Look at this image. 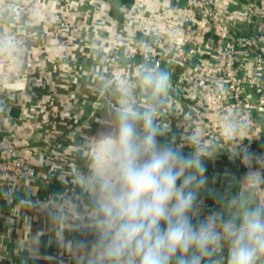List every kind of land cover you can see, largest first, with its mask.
<instances>
[{
  "label": "built area",
  "instance_id": "built-area-1",
  "mask_svg": "<svg viewBox=\"0 0 264 264\" xmlns=\"http://www.w3.org/2000/svg\"><path fill=\"white\" fill-rule=\"evenodd\" d=\"M104 1L9 0L4 3L0 0V89L5 91V98H9L7 106H0V117L8 119L6 125L0 122V202L12 203L17 193L22 196L15 203L18 207L22 204L41 206L76 217L82 216L88 208L64 174L68 151L77 142L75 132L70 133V128L65 134L55 133L53 122L48 120L63 118L64 112L54 105L55 100L61 103L62 97L57 93L61 84L45 75H61L59 82L65 81L63 87L69 99L77 98L76 89L71 90L77 82L85 83L83 87L91 90L112 81L110 78L104 81V76L113 77V83L120 85L123 105H131L141 112L152 109L155 119L165 114L169 118L168 126L174 124L182 133H187L184 120L200 115V111L195 103H188L184 95L199 101L201 94L198 85L187 80L185 72L190 65L193 73L199 74L205 60L219 66L222 85L218 94L229 103L228 119L245 133L244 142L238 144L242 156V150H247L254 157H260L250 162L257 176L262 178L257 186L264 192V132L255 114L257 108L264 113L263 20L254 33L240 34L214 0H172V9L162 17L164 25L171 26V14L181 9L193 13L198 23L183 27L177 37L161 31L140 35L136 27L148 17L145 3L114 1L113 8L122 15L118 23L110 15L109 7L102 5ZM158 9L163 13L160 11L163 5ZM226 9L244 15L246 22L252 24L256 16L264 17V0L247 3L226 0ZM8 10L11 12L6 14ZM21 13L36 19L41 29L37 32L29 27ZM39 31L47 32L40 47L27 46L26 40L36 39ZM112 44L114 47L108 48ZM65 45L68 46L65 48ZM11 46L21 50L10 52ZM40 48L44 54H37ZM178 53L184 55L180 63L171 59ZM147 71L163 72L167 78H174L173 82L168 81L172 87L164 96V104L158 108L150 98V89L142 82ZM184 81L188 82L186 88L182 86ZM21 95L27 96V105L18 104L27 114L31 133L16 136L18 128L12 122L8 103L17 102ZM88 107L89 110L82 108L85 118L92 114V106ZM93 107H102V104H93ZM205 108L211 112L208 105ZM40 112L43 120L38 123ZM82 115L73 112L72 117L82 119ZM55 184L58 190H52ZM44 187L50 190L41 193ZM18 207L0 212V238H5L18 226ZM14 256L18 255L11 254L0 241V264H15ZM214 257L210 255L207 264H219L211 259ZM261 257L264 261V256Z\"/></svg>",
  "mask_w": 264,
  "mask_h": 264
},
{
  "label": "clouds",
  "instance_id": "clouds-1",
  "mask_svg": "<svg viewBox=\"0 0 264 264\" xmlns=\"http://www.w3.org/2000/svg\"><path fill=\"white\" fill-rule=\"evenodd\" d=\"M142 82L155 94L169 87L163 72L147 71ZM161 131L152 109L126 105L115 134L94 143L90 172L76 177L95 201L91 264H203L224 241L227 264H257L264 256V207L227 220L217 212L201 216L208 154L195 137L187 154L161 144ZM242 151V162L260 159ZM61 244L69 251L89 247L67 239Z\"/></svg>",
  "mask_w": 264,
  "mask_h": 264
},
{
  "label": "crops",
  "instance_id": "crops-1",
  "mask_svg": "<svg viewBox=\"0 0 264 264\" xmlns=\"http://www.w3.org/2000/svg\"><path fill=\"white\" fill-rule=\"evenodd\" d=\"M114 1L119 0H105L102 2V5L109 7L110 15L114 17L118 23H121V11L113 8L112 3ZM121 1H124L125 4L129 2V0ZM138 1L145 3L148 8V17L143 19L139 26L136 27V30L140 35L142 34L141 32L150 33L152 31H161L170 36L177 37L182 33L183 27L196 25L198 23L197 17L193 13L181 9L171 14L173 18L171 19V21H173L172 25L166 26L163 24L164 21L162 17L172 9V0H163L161 3L158 0ZM240 1L242 3H247L253 0ZM3 2L9 3V0H3ZM214 2L221 9L222 14L233 22L234 29L240 34L254 33L258 26L262 24V20L264 22L263 16L262 18L256 16L255 21L252 24H248L244 15L230 12L226 9V0H214ZM159 5H163V9L160 10L163 11V13L159 12ZM9 12L11 11L8 10L6 14ZM256 12H259V10L256 9ZM21 17L26 18L28 26L32 29H35L37 32L41 29V24L33 17H30L26 13H21ZM46 37L47 32L39 31L36 39L26 40V43L29 41L36 42V40L37 43H41ZM52 37H54V35ZM38 46L40 47V45ZM113 47L114 45L112 44V46H109L108 48L111 49ZM14 49L17 50L16 47L11 46L8 51L15 52ZM20 50L17 51L19 52ZM27 51L28 50H24V52ZM24 52L23 54L26 56ZM39 53L44 54V51L41 48L40 51L37 49V54ZM183 57L184 55L182 53H178L172 56L171 59L176 63H180ZM188 66L189 67L185 72L187 80L195 82L198 85V91L201 96H199V101H194L192 98H188L187 95H184V98L188 103H195L196 107H199L200 115H192L184 120L183 125L184 128L187 129V133H182V129H178L174 124H170L165 131V136L160 135L158 137L159 142L183 150L187 154L192 151L193 138L195 137L199 142V146L203 147L208 154V158L205 161L207 167L205 173L207 177V185L200 193V199L203 202L201 216L207 215L209 212H217L227 220L230 217L238 216L246 208L264 207V192L257 186V183L252 182L248 175V173L256 174L254 166L250 161L242 162V153L238 148V144L245 140V133L239 125L231 123V119H228V116H230L229 103L218 94V90L222 85L219 66L205 60L200 68L201 72L199 74L193 73L190 68L191 66ZM63 76L65 75H62V78L64 79ZM45 77H47V79L50 77L58 82L61 75L51 73L45 75ZM168 81L173 82L174 78H168ZM182 86L185 88L188 87V82L184 81ZM99 88L102 89V91L106 90L107 92L105 85L103 87L99 86ZM102 93L105 94L104 92ZM103 94H101V96ZM164 96L165 94H155L150 89V98L155 101V106H157V108L164 104ZM8 101L9 98H5V91L0 89V106L5 107V103ZM18 103H26L27 105V96L21 95L17 102L10 105L8 103V109L13 120L12 122H14L13 124H16L18 128L15 131V135H30L31 129L28 126L30 124L28 121L29 119H27V114L23 112L22 107ZM57 103L58 102L55 100L54 105L56 108L58 107ZM202 105L204 107H200ZM206 105L209 106L211 112L206 110ZM255 114L262 125L264 132V113L260 108H257ZM0 119V122L3 125H6L8 119L4 116L0 117ZM56 119L58 118L48 119L53 122V131L55 133H57L55 131L56 124L59 122ZM42 120V113L40 112L36 121L41 123ZM155 122L161 127V119H155ZM118 123L119 121L105 122L102 127L104 129L101 135L107 136L112 133V135H114L115 132H113V128L118 127ZM92 137L94 138L96 135L91 134V136H89V138ZM262 141L264 143V133ZM95 142L88 145V173L90 172L92 148ZM82 145L83 143L80 144V147ZM75 148H79V146ZM71 151L72 149L68 151V157L70 156ZM237 153L239 155H236ZM77 187L80 189L81 197H84L88 204L87 210L85 209L84 214L80 216V218H84V221L92 223L94 222L93 216L95 213L94 197L89 192L83 190L80 186ZM58 189L57 184L52 185V190ZM49 190L50 187H46L45 189L42 188L41 193L48 192ZM21 197V194H19L17 200L14 198L12 203H7L6 201L0 202V212L18 207L16 204ZM233 201L236 202L235 205H233ZM18 208V226L13 228L5 238H0V241L4 244L5 248L11 252V254L18 255L14 256L15 264H91L92 253L90 249L91 245L96 240L94 225H91L90 229H88L91 230V234L93 235L92 241L88 243V253L80 256L82 260L74 256L75 263H70V261H63L62 259L63 245L61 244L60 235L66 230L69 232L70 227L68 225L71 219L68 218V222H64L63 218H60L57 220L58 226L55 227V219L52 217L53 219L51 220L53 223L51 227H46V225L49 224L51 215L48 211L42 209L41 206L22 204ZM14 214H16V212H14ZM22 248L24 250L20 251ZM228 248V242L224 241L222 244V250L218 249L214 254L216 258L214 257L211 259H215L217 263L227 264ZM223 249H226L227 251H223ZM208 259L209 257L205 258L203 264H207ZM77 260L81 262L79 263ZM257 264H264L262 257L258 258Z\"/></svg>",
  "mask_w": 264,
  "mask_h": 264
},
{
  "label": "rangeland",
  "instance_id": "rangeland-1",
  "mask_svg": "<svg viewBox=\"0 0 264 264\" xmlns=\"http://www.w3.org/2000/svg\"><path fill=\"white\" fill-rule=\"evenodd\" d=\"M51 29V28H50ZM30 44H33L34 46H38L41 43H37L33 41H29L26 45L29 46ZM68 45H65L66 48ZM66 51V50H63ZM47 56L51 57V54ZM83 62V61H82ZM104 81L108 78H110L112 81L109 80V83L106 86V90L102 91L100 88H93L89 90L87 87H83L85 83L77 82L76 86L74 84L73 87H71V90L74 88L77 91V98L75 99H69L67 97V91L64 89L63 85L65 84V81H61V83L58 81L56 83L61 84L59 86L57 93L61 95V103L58 104V110L62 111L63 118L56 119L59 121L56 124V132H62V134H65L67 129L70 130V133H74V141H77L74 147H77L81 142L88 141V137L91 136V134L96 135L97 137H103L102 131L104 128L103 125L107 121H119V114L121 110L125 107L123 105L121 100V88L119 89L120 85L117 83H113L114 79L113 77L104 76ZM51 80V78H50ZM83 84V85H82ZM104 92L105 94H103ZM102 95V98L100 96ZM97 103H101L102 107H93L94 105H97ZM61 104V105H60ZM75 105V107H74ZM88 106H92L91 110L92 114L90 116L86 115L87 118H85L82 113L83 111L88 109ZM84 110H83V109ZM73 112H76L77 115H82V119H75L72 117ZM85 115V114H84ZM78 117V116H77ZM93 139V137H92ZM85 144V143H84ZM71 149H74L73 147ZM64 174L67 176V178L70 176V173H67L66 171ZM45 189V187L43 188ZM77 193V191H76ZM17 193L14 194L15 200L18 198ZM51 215V214H50ZM53 215L50 216L49 224L46 225V227H51L52 225V218ZM76 216H74L75 218ZM84 219V218H83ZM80 217H77L76 222L74 220L69 221V232L63 231L60 235V240L67 239V240H73V241H79L83 242L88 245L92 241L93 235L91 234L90 226L91 224L89 222L84 221ZM71 223H74L73 225ZM88 248L85 249H78L73 248L71 251L67 250L65 247H63V255L62 259L63 261H70V263H75L74 256H76L78 259L81 255L87 254ZM73 258V259H72ZM82 260V258H80ZM77 262H81L77 260Z\"/></svg>",
  "mask_w": 264,
  "mask_h": 264
},
{
  "label": "flooded vegetation",
  "instance_id": "flooded-vegetation-1",
  "mask_svg": "<svg viewBox=\"0 0 264 264\" xmlns=\"http://www.w3.org/2000/svg\"><path fill=\"white\" fill-rule=\"evenodd\" d=\"M113 130H114L113 132H116L117 127H114ZM94 138L92 139V138L88 137V141H85L84 142L85 144L83 143V145L81 147H80V145H78L79 148L74 147L75 149H72L70 156L67 158L68 163L66 165L65 171L67 173H70V176L68 178L72 182V186H73L74 190L77 191V193L79 195H81V194H80V189L77 187L79 185L77 183L76 177L80 174H88V145L97 141L101 137L96 136ZM41 208L46 210V211L48 210V208H45V207H41ZM50 210H52V209H50ZM52 211H57V210H52ZM70 219L74 220L76 222L77 217H75V218L72 217ZM71 224L73 225L74 223H71Z\"/></svg>",
  "mask_w": 264,
  "mask_h": 264
},
{
  "label": "water",
  "instance_id": "water-1",
  "mask_svg": "<svg viewBox=\"0 0 264 264\" xmlns=\"http://www.w3.org/2000/svg\"><path fill=\"white\" fill-rule=\"evenodd\" d=\"M169 84V87L167 88L166 92L164 93L166 95V93L168 92V90L172 87V83L168 82ZM102 98V97H101ZM98 106H101V105H98ZM160 119H161V134L162 136H165V131L168 127V124H169V118L165 115V114H160ZM83 201L86 202L87 200L82 197ZM51 215H53L54 219H55V227L58 226V223H57V220L58 219H62L63 218V221L66 222L68 218H72L74 217L72 214H68V213H65L63 211H52V210H47ZM91 225H94V222L90 223ZM210 264H215V263H210ZM219 264H226V263H219Z\"/></svg>",
  "mask_w": 264,
  "mask_h": 264
}]
</instances>
